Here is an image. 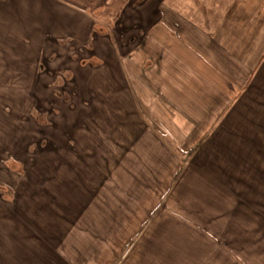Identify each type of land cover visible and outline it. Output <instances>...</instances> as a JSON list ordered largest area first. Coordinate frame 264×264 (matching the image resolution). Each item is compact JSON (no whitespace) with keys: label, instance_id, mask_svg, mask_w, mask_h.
<instances>
[{"label":"crops","instance_id":"0c3cea01","mask_svg":"<svg viewBox=\"0 0 264 264\" xmlns=\"http://www.w3.org/2000/svg\"><path fill=\"white\" fill-rule=\"evenodd\" d=\"M46 70L86 218L0 195V264H264V0H0V152Z\"/></svg>","mask_w":264,"mask_h":264},{"label":"rangeland","instance_id":"374dc122","mask_svg":"<svg viewBox=\"0 0 264 264\" xmlns=\"http://www.w3.org/2000/svg\"><path fill=\"white\" fill-rule=\"evenodd\" d=\"M95 29L100 31V25L95 24ZM89 46H92V41L89 42ZM90 62L94 65L100 64L95 56ZM44 73L45 87L33 88L35 91L33 94L38 98L32 97L30 92V101L37 99L39 102L29 103L27 128L20 133H14L11 136V145L0 152V195L7 197L12 195L14 205L17 201L20 202V191L22 189L26 191L28 197L23 196L24 199H28L30 223H33L35 218V215L30 213V208L37 206L46 211L57 210V213H61L58 217L66 222L82 223L86 216L76 214L74 210L73 213L68 212L70 204L66 195L67 183L61 184L58 180V177L68 174L69 167H54L53 140L60 128L68 125L65 111L69 110L67 103L69 96L74 93L72 89L74 85L70 84L71 74L66 70L62 72L46 70ZM19 107L17 103L11 104L14 113L20 112ZM92 110L100 112L101 104L92 103ZM5 202H7L5 197L0 198V207L7 205Z\"/></svg>","mask_w":264,"mask_h":264},{"label":"trees","instance_id":"16d2710c","mask_svg":"<svg viewBox=\"0 0 264 264\" xmlns=\"http://www.w3.org/2000/svg\"><path fill=\"white\" fill-rule=\"evenodd\" d=\"M189 153V155L192 153V152H188Z\"/></svg>","mask_w":264,"mask_h":264}]
</instances>
